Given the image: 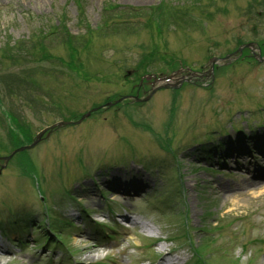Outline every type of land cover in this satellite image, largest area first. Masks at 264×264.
Masks as SVG:
<instances>
[{"label":"rangeland","instance_id":"rangeland-1","mask_svg":"<svg viewBox=\"0 0 264 264\" xmlns=\"http://www.w3.org/2000/svg\"><path fill=\"white\" fill-rule=\"evenodd\" d=\"M239 41L264 47V0H0V155L53 122L127 93L122 75L134 68L156 72L180 59L198 69ZM214 79L212 90L161 91L138 111L113 106L115 114L103 110L53 132L30 153L38 165L33 171L28 156H17L0 178V231L16 240L9 221L38 211L51 217L56 198L82 178L80 165L87 167L83 176L99 175L96 185L86 181L72 191L94 202V210L101 204L95 218L108 222L103 206H112L92 196L98 189L107 188L111 202L115 193L118 202L132 204V219L109 232L119 238L106 241L107 249L93 247L87 229L65 238L80 260L106 255L107 264H149L175 249L171 258L188 264L190 243L210 264H264V62L218 70ZM112 162L128 163L97 170ZM109 178L115 186L138 182V189L111 191ZM63 201L55 206L85 228L78 206ZM41 219L31 224L43 228ZM31 228L23 239L32 243L34 232L40 241L39 229ZM179 232L181 244L163 242ZM10 243L0 238L1 250L20 260L6 262L0 253V264H38L50 252L24 245L17 253Z\"/></svg>","mask_w":264,"mask_h":264},{"label":"bare ground","instance_id":"bare-ground-1","mask_svg":"<svg viewBox=\"0 0 264 264\" xmlns=\"http://www.w3.org/2000/svg\"><path fill=\"white\" fill-rule=\"evenodd\" d=\"M162 254H163L162 261L170 258V252H162Z\"/></svg>","mask_w":264,"mask_h":264}]
</instances>
